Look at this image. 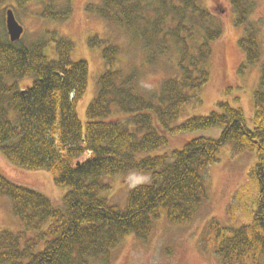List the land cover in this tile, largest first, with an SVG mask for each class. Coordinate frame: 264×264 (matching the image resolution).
Instances as JSON below:
<instances>
[{
    "label": "trees",
    "instance_id": "obj_1",
    "mask_svg": "<svg viewBox=\"0 0 264 264\" xmlns=\"http://www.w3.org/2000/svg\"><path fill=\"white\" fill-rule=\"evenodd\" d=\"M9 1L0 0V151L19 167L49 171L69 190L59 205L0 171V196L9 197L22 224L0 229V264H113L114 248L126 235L147 237L159 217L170 224L194 218L208 199L205 172L226 144L237 153L256 150L250 174L258 194L250 222L212 221L214 253L221 264H264V64L252 127L244 110L226 100L207 114L175 122L185 105L202 101L197 92L211 77L212 43L223 36L222 18L201 0L88 4L142 44L146 63L163 64L170 74L147 93L137 66H116L120 46L91 36V45L103 47L106 68L87 106L84 128L77 105L88 87V62L72 58L75 44L67 36L55 38L54 58L45 53L43 36L28 41L23 32L11 40ZM12 1L13 6L43 3L42 17L52 20H66L73 11L72 0ZM230 4L235 24L243 27L242 67L255 64L262 55V20L252 19L257 0ZM215 127L221 128L218 136L198 135L180 148L149 154L168 145L171 136ZM130 171L149 173L151 180L134 186L123 207L110 203L102 195L110 188L104 178Z\"/></svg>",
    "mask_w": 264,
    "mask_h": 264
},
{
    "label": "rangeland",
    "instance_id": "obj_2",
    "mask_svg": "<svg viewBox=\"0 0 264 264\" xmlns=\"http://www.w3.org/2000/svg\"><path fill=\"white\" fill-rule=\"evenodd\" d=\"M100 1L72 0V14L63 21L43 18L41 15L43 3L30 2L23 6H13V1L10 0L7 6L14 9L23 24L25 40L41 36L47 39L45 53L49 57L57 56L55 38L67 36L75 44L72 58L85 59L88 62V87L77 105L84 128L87 106L96 94L98 77L106 68L102 56L103 47L91 45L89 43L91 36L98 35L120 46L116 66L127 70L137 66L140 70L141 88L147 93L155 90L170 74L161 66L163 64L152 66L146 63L142 44L134 39L126 28L108 23L87 7L90 3L97 4ZM201 1L222 18L223 36L212 43L211 77L197 92L202 101H193L185 105L175 122L179 123L192 115L207 114L217 109L218 101L226 100L244 110L247 123L252 127L255 113L254 93L264 64V0H257V8L252 15L253 20H262L260 35L262 55L259 62L247 64L245 67H242L245 64V54L238 42L243 27L235 24L230 0ZM53 32L56 33L55 37L52 36ZM220 132L221 128L215 127L171 136L168 145L149 154L171 151L173 148L182 147L186 140L192 137L218 136ZM146 154L141 153L140 156ZM256 162V150L247 149L237 153L230 144L221 147L216 161L205 172L207 202L194 218L186 223L170 224L166 218L159 217L147 237L138 238L133 233L126 235L114 248L113 264H221L214 253V234L209 230L211 223L217 220L227 225L238 226L251 221L257 201L258 184L251 176L250 169ZM0 171L16 182L44 192L59 205L69 190L68 186L57 185L49 171L19 167L1 151ZM104 180L110 184V188L104 190L102 195L110 203L123 207L130 190L138 184L150 182L151 176L149 173L130 171L106 176ZM21 225L19 219L12 213L9 197L1 195L0 229L5 227L17 229Z\"/></svg>",
    "mask_w": 264,
    "mask_h": 264
},
{
    "label": "water",
    "instance_id": "obj_3",
    "mask_svg": "<svg viewBox=\"0 0 264 264\" xmlns=\"http://www.w3.org/2000/svg\"><path fill=\"white\" fill-rule=\"evenodd\" d=\"M6 24L11 40L20 39L24 32V26L17 19L12 8L6 10Z\"/></svg>",
    "mask_w": 264,
    "mask_h": 264
}]
</instances>
